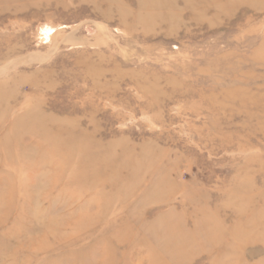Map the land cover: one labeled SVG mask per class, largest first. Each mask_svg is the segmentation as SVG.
I'll return each instance as SVG.
<instances>
[{
	"label": "rangeland",
	"instance_id": "1",
	"mask_svg": "<svg viewBox=\"0 0 264 264\" xmlns=\"http://www.w3.org/2000/svg\"><path fill=\"white\" fill-rule=\"evenodd\" d=\"M0 264H264V0H0Z\"/></svg>",
	"mask_w": 264,
	"mask_h": 264
}]
</instances>
